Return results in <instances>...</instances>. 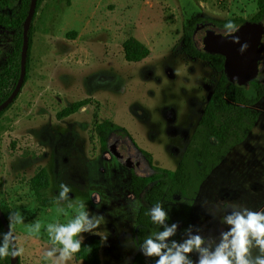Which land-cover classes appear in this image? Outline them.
I'll return each instance as SVG.
<instances>
[{"label":"rangeland","instance_id":"1","mask_svg":"<svg viewBox=\"0 0 264 264\" xmlns=\"http://www.w3.org/2000/svg\"><path fill=\"white\" fill-rule=\"evenodd\" d=\"M257 11V0L41 4L33 21L29 75L0 118V205L8 215L19 211L24 217L13 230L25 250L21 264H49L42 259L51 246L46 225L74 216L69 202H83L90 215L103 217L94 233L82 234L84 242L102 241L103 264H132L138 252L133 233L140 207L134 214L130 205L138 201L141 206L133 195L132 174L151 171L139 148L150 152L157 166L175 169L219 78L206 62L183 53L184 25L191 17L250 20ZM14 38L9 27H0L1 56L12 51ZM130 39L149 49L143 61L127 60ZM5 61L0 58V71ZM258 79L264 81V47ZM86 100L76 112L64 113ZM256 108L261 115L252 133L204 183L191 217L173 239L180 241L189 225L218 239L226 228L220 222L224 212L216 211L218 202L264 209V99ZM105 120L131 133L130 138L116 131L106 152L96 130ZM42 168L51 176L48 196L56 200L65 183L71 188L68 201L40 205L31 182ZM58 207L68 215L58 214ZM37 220L42 224L39 236L29 239L26 226ZM0 264H7L6 258ZM68 264L87 263L74 257Z\"/></svg>","mask_w":264,"mask_h":264},{"label":"trees","instance_id":"2","mask_svg":"<svg viewBox=\"0 0 264 264\" xmlns=\"http://www.w3.org/2000/svg\"><path fill=\"white\" fill-rule=\"evenodd\" d=\"M44 1L38 0L36 13ZM31 3L32 0H0V27H9L15 36L12 51L0 55V58L6 60L2 71H0V104L10 97L20 78L24 23ZM257 3L258 11L250 20L242 17L227 20L191 17L184 25L183 53L193 59L206 62L218 73L219 78L214 83L211 99L206 103L182 159L175 169L157 166L154 163L153 155L147 150H141L136 145L151 165V171L135 172L131 179L134 198L141 202L133 233L134 242L138 248L145 238L159 231L158 225L153 224L150 216L146 215L154 204L160 202L163 205L169 215L167 221L169 225L178 223V228H180L181 224H187V218L191 217L204 183L225 161L228 154L236 146L246 141L258 123L261 113L256 106L264 99V81L258 79L259 73L248 86H241L227 74V57L221 54H212L204 46L202 40L205 30L211 29L221 33L228 20L235 23L237 28L247 22L260 23L264 21V0H257ZM12 9H18V13L12 14ZM33 21L28 33L30 48L26 63V78L29 75L31 63L35 30ZM204 28L206 29L204 30ZM126 45V58L129 61L141 62L149 55V49L139 41L130 39ZM87 103L88 100L79 102L65 110L64 113H74ZM12 104L0 112V118ZM96 130L104 152L109 150L111 139L116 138V131L123 137L131 138V133L126 128L111 120H105L97 126ZM50 183L51 176L45 168L40 169L32 179V189L42 207H52L56 203V200L49 197L47 193ZM2 210L8 218V212L4 208ZM4 232L7 230L0 220V233ZM102 246L103 243L98 238H94L90 242L83 241L81 251L75 257L87 264H103ZM9 257L6 258L7 264H11ZM191 258L195 260L193 256ZM154 259L146 258L138 250L132 264H154ZM17 264H21L19 257Z\"/></svg>","mask_w":264,"mask_h":264},{"label":"clouds","instance_id":"3","mask_svg":"<svg viewBox=\"0 0 264 264\" xmlns=\"http://www.w3.org/2000/svg\"><path fill=\"white\" fill-rule=\"evenodd\" d=\"M228 35L238 31L235 23L228 20L224 24ZM234 43H239V37H233ZM247 43L240 47L243 53L247 49ZM60 191L56 202L69 200L71 188L60 184ZM69 209L75 208V215L61 223L59 220L46 225V232L50 247L43 252L42 259L49 264H68L76 254L81 251L83 233H94L100 225L102 216L90 215L85 210L83 202L74 206L69 202ZM140 205L133 201L130 205L135 214ZM223 211L220 222L226 228L219 233V238L205 237L201 235V229L189 225L184 229L183 238L180 241L172 239L177 233L178 223L169 225L168 212L160 202L154 204L146 215H149L153 224L163 230L153 233L144 239L138 250L146 258H155L154 264H264V209L252 210L240 204H225L218 202L216 211ZM230 210V211H229ZM58 214L65 216L68 213L64 208H57ZM213 214L214 213H210ZM8 231L0 233V259L11 256L13 259L24 254V248L18 244V237L14 234V228L24 223V217L19 211L8 215ZM28 238L38 237L42 224L36 221L27 225ZM132 246L135 247L133 244ZM255 250V254H254ZM196 254V259L191 258Z\"/></svg>","mask_w":264,"mask_h":264},{"label":"water","instance_id":"4","mask_svg":"<svg viewBox=\"0 0 264 264\" xmlns=\"http://www.w3.org/2000/svg\"><path fill=\"white\" fill-rule=\"evenodd\" d=\"M38 0H32L31 7L24 23V42L21 57V74L17 86L10 97L0 104V112L8 108L19 96L26 81V63L29 54V29L32 25ZM239 37V43L233 42V37ZM203 44L212 54H221L228 59L227 74L243 87H246L259 73L260 57L264 45V21L260 23L247 22L238 28V31L228 35L214 30L203 32ZM247 43V49L241 53L240 47ZM0 220L8 231V218L0 205ZM18 257H11V264H17Z\"/></svg>","mask_w":264,"mask_h":264}]
</instances>
